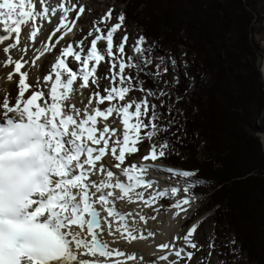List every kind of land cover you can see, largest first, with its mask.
<instances>
[{"label":"snow or ice","instance_id":"snow-or-ice-1","mask_svg":"<svg viewBox=\"0 0 264 264\" xmlns=\"http://www.w3.org/2000/svg\"><path fill=\"white\" fill-rule=\"evenodd\" d=\"M84 11V6L78 7L72 0H0V70L11 68L7 81L18 77L16 94L5 93L0 99V264H110L113 257L117 259L112 264H122L119 258H124L123 264L137 259L149 264L143 255L126 254L110 247L105 239V234H119L128 241L155 235L142 227L148 222L145 215L124 212L115 201H139L151 208L168 199V209H175L173 215L181 216L201 199L195 189L207 183L196 178L198 169L181 170L155 163L171 152L167 138L160 137L175 121L162 123L163 113L157 112V105L148 97L156 100L171 93L159 85L145 89L139 75L126 74V68L143 71L141 65L147 67L157 60L156 71L146 73L155 79L168 68L162 58L152 55L155 41L149 43L139 36L131 45L133 55H128L126 30L118 43L114 40L124 27L123 12L107 27L112 20L110 9L94 22L87 36L59 48L42 80L37 76L30 81L28 68L60 45ZM74 12L76 16L70 18ZM45 22L49 26L47 36L41 39V47H35ZM88 36L93 38L86 45ZM100 42L105 47H98ZM103 62L109 63V70L99 73ZM167 63L175 66L176 61L169 57ZM104 79L110 83L101 94L99 81ZM90 82L96 90L89 104L79 108L73 97L89 88ZM135 90L145 96L121 103ZM93 99L97 106L89 111ZM106 102L107 106L101 108ZM113 114L123 125L119 136L120 130L107 123ZM145 141L150 145L147 154L141 162L127 165L128 157L138 153ZM109 156L115 164L106 160ZM152 171L170 176L153 177ZM176 177L184 183L168 182L161 187L162 180ZM162 208L160 205L155 211ZM198 225L194 223L183 237L175 236L171 242L157 245L158 249L170 250L158 260L167 261L169 255L177 258L170 264H179L185 256L191 260L193 253L186 248L197 249L192 237ZM181 239L184 246L177 247L175 242ZM213 247L210 241L209 248ZM85 255L94 259H82Z\"/></svg>","mask_w":264,"mask_h":264},{"label":"trees","instance_id":"trees-1","mask_svg":"<svg viewBox=\"0 0 264 264\" xmlns=\"http://www.w3.org/2000/svg\"><path fill=\"white\" fill-rule=\"evenodd\" d=\"M187 1L194 7L183 18L180 0H127L124 22L137 21L149 43L173 55L184 47L188 58L173 66L175 83L161 85L143 65L139 76L150 89L169 87L175 98L171 110L179 109L181 117L160 137L171 145L166 163L198 169L196 178L207 181L195 191L207 198L215 233L221 237L227 227L239 246L226 252L227 264H264V151L257 137L264 133V85L260 71L243 64L261 52L250 40L254 17L243 0ZM162 99L155 103L166 123L171 110L160 107Z\"/></svg>","mask_w":264,"mask_h":264},{"label":"rangeland","instance_id":"rangeland-1","mask_svg":"<svg viewBox=\"0 0 264 264\" xmlns=\"http://www.w3.org/2000/svg\"><path fill=\"white\" fill-rule=\"evenodd\" d=\"M73 1H76L75 4H77L78 7L80 5H82L85 8V4L88 5V3H86L87 0H73ZM245 1L246 2H244V0L242 1L243 2L242 4L244 6L242 8L244 10L250 12L254 17L253 23L250 26V29H251L250 40L253 41L254 43L258 44L261 52L259 53L256 51V54L254 55V57L253 58L248 57V59H246L247 62L244 63V61H243V64H247L249 66L254 65V67H256V69L258 71H260L261 79L263 82L262 72L257 67V60L259 57L261 60L264 59V0H251L250 5L247 4V0H245ZM127 3H128L127 0H116L114 2H112V0H110L107 4H102L98 1H92L90 8L88 10L85 9L84 13L81 14V16H80L81 18L87 17L88 18L87 22L83 21V23H81V22L79 24H78V22L75 23V27H76L75 32L65 36V39L63 41L70 39V37L74 34H75V36L70 40H67L63 43H60V45H57L58 50L54 53V57L52 58L53 61H51V63H49L47 66L48 71L50 70L55 59L57 58V56L59 54V48L60 47L66 46L69 42L79 41L82 38H84L85 36H87L89 30L93 29L95 27L94 22H99L100 18L102 16H104L110 9L113 10L112 11V20L108 24L107 27H111L112 24H115L117 22L116 17L121 12L124 13L125 10L127 11ZM191 5L192 4L190 3V1H187V0L181 1L180 0V2L177 3V7H180V13L182 12V14H179V17L187 18L186 15H183V14L188 12L189 10L191 11V9L194 7ZM142 8L144 10V7L141 6L137 12L141 14ZM98 9H101V10L103 9L104 11H101L102 13L100 12L98 15H96L95 11H97ZM106 9H107V11L105 12ZM131 10L132 9H130V10L128 9V12H130ZM188 14H190V13H188ZM260 19H262V21H260ZM100 27L104 28L105 31H107V28H105V26L103 24H101ZM125 30H126L127 35H128V45H126L125 51H126V54L133 55L131 45L136 41V39L139 36L142 35L141 28H140L139 24L137 23V21L124 22V27L120 31L117 32L119 34L118 38L114 39L117 43L120 41V38H122L125 35ZM23 31H24V29L22 28L21 32H23ZM78 32H79V34L76 35V33H78ZM233 34H234V32H233ZM92 38L93 37H91V36L87 37V40H85L86 45L89 43V41ZM227 39L233 40L234 42H236V36L235 35H229L228 34ZM0 47H2V46H0ZM114 51H115V49H114ZM154 52H155L154 57L162 58L165 61V64L168 68V71L160 77L161 78L160 84L166 85L164 83L165 81H170L172 83H175L176 74H175L173 65L170 63H167V60L169 57H171L176 61V63H175L176 66H178V67L184 66L187 62V59H188L186 57V49L184 47H179L176 54L173 55L169 48L157 46L155 48ZM190 57H193V55L191 54ZM157 62H158L157 60H154L151 65H148L145 68L148 69L151 73H154L156 71L155 65ZM260 69H261V66H260ZM99 70H101V71H99ZM99 70H98L99 73L107 72L109 70V63L103 62L102 67L99 68ZM126 74H131L133 76H136L137 74L138 75L140 74V71L137 68H126ZM182 74H183V77L189 78V75H187L184 72V70H182ZM139 79H140V76H139ZM109 83L110 82L107 79L99 81V89L101 91V94H103L104 87L106 85H108ZM190 83H191V79L188 82V84H190ZM161 85H159V86H161ZM263 85H264V82H263ZM249 86H250V88H254L253 84L249 85ZM143 87L145 89H150L149 86L147 84H145V82L143 84ZM165 89L167 92L170 93L169 87H166ZM84 90L85 91H82L83 93L81 92L80 96H83V100H82L83 103L84 104L87 103V105H88L89 104V97L92 94V92L96 90V87L92 86L91 82H90V87L87 89H84ZM144 96H145L144 92H141L139 90H135V91H132L126 97L125 100L127 103L129 100H138ZM77 97L80 98L79 96H77ZM162 98H163L162 100H163V104H164L163 107H164L165 111H170L172 106H173V101L175 100V98H172V94L170 96H164ZM148 99L150 101H152V103L153 102L155 103V100H153L151 96H149ZM74 101H75V104L78 103V102H76L78 100H74ZM122 103H125V102H122ZM96 106H97V102L95 99H93L91 102V107L89 109H92ZM263 113H264V110H263ZM180 117H181V115H180L179 109L171 110V115H170L171 120L176 121V120L180 119ZM107 123L110 127H113V128L120 130L117 132L118 136L122 133L123 128H121V119L117 114L113 115V117L111 119H109L107 121ZM263 135H264V133H259V134H257V137H259V140L261 143L263 141L262 148L264 151ZM149 146L150 145H149L148 141H145L144 143L140 144L139 145L140 151L136 154L129 156L125 163L127 165H130L133 162H137V163L141 162V158L147 154V152L149 150ZM106 159H108V157ZM166 159H167V157L161 158L160 160L156 161L155 163L158 165L169 167L170 165H167L165 163ZM161 160H165V162L161 161ZM115 163H116V161L113 159V163H110V164H115ZM176 166L177 167H175V168L181 169L180 165H176ZM171 168H173V166ZM181 170H183V169H181ZM162 173H165V172L152 171L151 175L154 177H158V178L160 176L161 177H165V176L168 177L167 175H164ZM170 181H173V180H170ZM175 181H178L180 184H181V182H182V184L184 183V180L180 177H176L174 179V182ZM125 202H127V204L129 206H131V208L129 210L130 212L145 215L148 218L147 224H149L151 222L158 223V221H159L158 218L160 217V215L167 214L171 210V209H168V207H167L171 203V201L168 199L160 200L158 205L154 204L153 207H151V208L145 206L142 202H139V201L129 202L127 199H125ZM160 205H163V208L159 212H156L155 209L157 207H159ZM207 207H208L207 198H201L199 201H197L195 204H193L191 206L190 210L186 214H184V216H186V218L179 219L178 220L179 222H177L175 224L176 225L175 228L179 227L178 235L180 237H183L194 223L199 222L197 231L194 234V236L192 237V240L197 244V249H192L190 247L186 248V252H192L193 256H192L191 260H188L187 257L185 256L184 259L179 260V264H227L226 252L237 250L239 247L238 244L232 243V241H234V237L231 233H227V231H226V229L228 230L227 227H225V230H224L226 233L222 234L221 237H217L218 233H215L214 220L212 219L210 211L207 209ZM153 216H155L156 218L152 219ZM137 219H138V217H137ZM142 227H145V225L142 224ZM145 228L147 230L153 232L152 230H150L151 228H147V227H145ZM150 238H155V235L153 237H150ZM210 241L214 242V247L211 249L209 248ZM168 242H169V240H168ZM181 246H184V241L182 239L179 241V245L177 247H181ZM209 252H211V255H209ZM131 253H133V252H130L128 254H131ZM171 257L172 256H170V258H168L167 261H160L155 257V255H152L149 258V261H150L149 264H151V262H153V261H155L156 264H170V261L177 260V258L175 256H174V258H171ZM240 260H241V262H243V260H245V256L240 258Z\"/></svg>","mask_w":264,"mask_h":264},{"label":"bare ground","instance_id":"bare-ground-1","mask_svg":"<svg viewBox=\"0 0 264 264\" xmlns=\"http://www.w3.org/2000/svg\"><path fill=\"white\" fill-rule=\"evenodd\" d=\"M92 1H98L102 4H107L110 0H87L86 3H88V5L85 4L86 10H88L90 8ZM114 1H116V0H112V2H114ZM60 2H64V0H60ZM72 3L75 4L76 1L72 0ZM37 7L38 8L40 7L39 4H37ZM101 11H104V10L98 9L97 11H95V14L98 15ZM106 11H107V9L105 10V12ZM75 16H76L75 12L70 13V18H74ZM87 20H88L87 17H83V18L80 17L78 20L75 21V23L78 22V24H79L80 22L83 23V21L87 22ZM45 24H46V27L44 29H42L41 34L37 37V41L35 42V47H41V39L46 38V36H47V31H48L49 26H47V22H45ZM75 29H76V27L73 28L71 33L75 32ZM77 34H79V32L76 33V35ZM57 35H60V34H57ZM21 36H22L21 41H22V45H23V43L25 42L24 31L21 32ZM74 36H75V34L72 35L70 37V39H72ZM118 36H119V34L116 33L114 39H117ZM70 39H67V40H70ZM53 40H55V37H53ZM67 40H65V41H67ZM65 41H61V43L65 42ZM104 46H105L104 42H100V44L98 45V47H101V48H103ZM57 50H58V47H56V49L50 53H45V55L43 57H41L38 61H36V64L34 67L28 68L30 81L37 76H39L42 80L43 77L46 74H48L49 71H48L47 66L49 63H51V61H53L52 58L54 57V53ZM29 55H32V53L30 52ZM260 66H261L260 70L262 72V78H263V82H264V59L261 60ZM101 67H102V65L99 68H101ZM9 71H11L10 67L0 70V99L3 98L5 93H8L10 95H15L16 91H17L16 80L18 79V77H14L13 81H7L6 80V74ZM99 71H101V70H99ZM77 83H79V81H77ZM82 91H85V90L83 89ZM25 95L27 97L28 93H26ZM80 95L74 96L73 99L78 100V101H76L79 103V104L78 103L76 104L77 107H80L83 109L87 105V103H85V104L83 103V101H82L83 96H80ZM77 96H79L80 98H78ZM74 100H73V103H75ZM123 102L126 103V100ZM106 106H107V102L105 105H100L101 108H104ZM89 111H91V109H89ZM113 115H115V114H113ZM112 117L113 116L109 117V119H111ZM121 128H123L122 122H121ZM263 139H264V135H263ZM106 160H108L109 163H113V159L110 156ZM169 167H172V166H169ZM173 168H175V167H173ZM175 169H179V168H175ZM162 174L167 175L168 177L170 176V174H168V173H162ZM172 180L173 181L162 180L161 181V187L165 186V184L168 182H171V183H177L178 182V181L174 182V179H172ZM181 185H182V182H181ZM117 195H119L118 191H117ZM115 203H116V207L119 208L120 210H122L124 212H130L129 210H130L131 206H129L127 204V202H125V199L124 200L117 199L115 201ZM174 211H175V209H171L167 214L160 215V217L158 218V220H159L158 223L151 222V223L145 225V227L151 228L150 230H152L155 233V238L138 239L135 241H128L127 239L119 236V234H117V236H115V237L108 236L107 234H105V239H107L109 241L110 247L122 250L126 254H128L130 252L136 253L137 257H139L140 255H143L145 258V261L150 263L149 258L153 255V253H155V257L158 259V257L160 255H165L166 253H168L170 251L169 249H158L157 245L164 243V242H168V240H169V242H171L173 237L179 236L178 235L179 227L175 228V226H176L175 224L177 222H179L178 221L179 219L184 217L185 213H181V216H174L173 215ZM179 241L180 240H177L175 242L177 246L179 245ZM170 256H172L171 258H174V255H169L168 258H170ZM81 258L82 259H94V258L87 256V255H85ZM116 259H117L116 257L111 258L110 264H112V262H114ZM119 259H121L122 264H123L124 258H119ZM127 264H144V262L137 259L136 261H127Z\"/></svg>","mask_w":264,"mask_h":264},{"label":"water","instance_id":"water-1","mask_svg":"<svg viewBox=\"0 0 264 264\" xmlns=\"http://www.w3.org/2000/svg\"><path fill=\"white\" fill-rule=\"evenodd\" d=\"M244 2H246V1L244 0ZM260 63H261V59L259 57L257 60V67L259 68V70H260ZM262 143H263V141H262Z\"/></svg>","mask_w":264,"mask_h":264}]
</instances>
